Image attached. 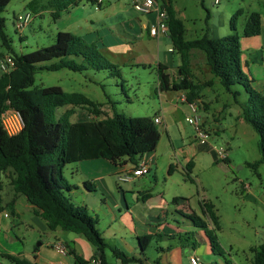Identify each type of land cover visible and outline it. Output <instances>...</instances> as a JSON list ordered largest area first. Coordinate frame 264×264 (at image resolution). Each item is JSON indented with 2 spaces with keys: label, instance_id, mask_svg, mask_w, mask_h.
<instances>
[{
  "label": "rangeland",
  "instance_id": "374dc122",
  "mask_svg": "<svg viewBox=\"0 0 264 264\" xmlns=\"http://www.w3.org/2000/svg\"><path fill=\"white\" fill-rule=\"evenodd\" d=\"M29 1L31 0H12L2 14L5 18L6 33L12 40L13 49L17 54H27L55 43L59 32V23H62L54 19L51 14L52 10L46 8L43 9L41 16L34 15L28 8ZM172 1L180 18L185 23L186 38L189 40L204 34L212 37L214 32L218 31L222 37L231 35L232 20L237 26L238 32L242 34L250 14L261 12L263 2V0H220L219 4H215V0ZM37 3L38 9L47 7L45 0H38ZM84 5L88 9H97V15H100L101 20L106 24L111 22L109 13H101L96 5L87 2V0H82V6ZM106 5L107 3L104 4L102 10L107 9ZM239 9H243V14L236 17L235 14ZM28 12L32 14V21L23 32H20L15 27V18ZM127 37L136 43L135 39ZM170 42L168 39V43ZM151 43L153 47L151 50L155 52V44ZM99 51L109 63L116 65L118 70L114 69L111 72L93 69L74 72L66 68L58 71L39 70L35 74L33 88L59 86L66 92L83 93L89 99L104 106L102 117L112 116L116 111L127 117H151L154 119L158 106L164 99L158 88L156 67L154 65L145 68L137 66L132 62L133 57L130 54L124 57H127L128 62H124L113 59L110 53ZM173 55L176 59L180 58L176 52ZM8 56L9 53L2 46L0 40V76L3 73L2 62ZM58 62L59 60L54 59L39 66ZM194 62L193 69L199 83L208 81L210 75L205 66V57L201 52H195ZM244 73L248 74V72ZM216 81L211 88L203 91V97L210 108L208 111H201V116L208 119V126L212 128L208 131L213 136L208 137L211 146L207 145L208 150H203L204 152L196 151L194 148L195 129L186 121L190 109L187 104L175 100L173 103H177V109L170 110L172 112L168 121L170 127L166 130L163 125H157L161 133V140L155 152L156 164L153 173L150 176L147 175L144 180L131 184L135 191L134 199L129 201V205L130 208L139 209L143 214L142 201L140 204L136 202L137 198H141L137 188H148L147 190L151 191L154 196L160 193L165 196L168 202L161 217L163 218L166 213L168 223L180 224L181 227L184 224L187 225V222L177 214L182 211L174 204L173 198L178 197L179 203L186 200L189 208L207 222L208 219L204 218L202 214L201 203L202 201L210 202L214 205V211L221 226V230L216 234L223 255L204 257V260L207 263L216 260L217 263L213 264H225L226 260L231 264H249L250 259H253L254 256L251 248L264 243V164H260L256 170L249 167L250 163L258 161L261 157L258 149L259 136L245 121L242 108L240 104L236 103L234 95L228 93L218 79ZM244 83L253 87L249 76ZM233 91L240 93L237 97L239 102L244 103L247 100L243 86L236 85L233 87ZM174 95L173 92L167 94L170 101L174 99ZM202 106L203 104H201ZM70 108L71 106H66L57 109V118ZM81 110L84 109H74L75 113L70 118L71 122L87 121L89 113L84 115L80 112ZM213 130H219V134L214 136ZM211 147L225 148L229 162L222 161L217 156L219 162L215 163V152ZM195 156H197L196 159ZM191 160L194 163L197 162L195 173L191 175L192 179L186 176V164ZM100 161L105 163V160ZM170 162L175 165L171 175L168 174ZM84 163L95 168L93 162ZM75 165L77 164L67 165L63 169V175L69 184L75 182L71 178V172L76 168ZM100 166H104V164ZM9 183L8 174L5 176L4 173H0V186L4 191L9 188ZM62 185L65 187V182L62 181ZM122 185L129 186L126 183ZM73 192L75 193L64 188V194L75 207H79V202L82 200L81 194H76V190ZM27 203L26 198L21 195L19 208L22 212L20 220L23 223L14 226L13 230L21 238V241L25 240V243L30 242L32 245H38L42 241V236L39 233L33 234L26 225L31 217L26 207ZM113 208L111 204V222H108L110 218L106 215L108 208L107 210L102 206L96 209L90 208L88 213L98 217L100 229L108 237L111 234V241L116 240L120 246H124L123 238L135 245V233L128 228L127 219L122 218L125 206L121 208L122 214L117 210L113 212ZM195 219L196 217L192 220ZM163 221L161 227L164 228L166 224ZM206 231L211 230L207 229ZM155 234L153 232V239L156 238ZM164 243L167 244V241H154L145 253L146 258L150 261L154 260L158 255L155 246ZM179 249L181 262L185 261V264H190L182 254L187 256L193 247L190 245ZM109 260L111 264H119L112 256L109 257Z\"/></svg>",
  "mask_w": 264,
  "mask_h": 264
},
{
  "label": "trees",
  "instance_id": "16d2710c",
  "mask_svg": "<svg viewBox=\"0 0 264 264\" xmlns=\"http://www.w3.org/2000/svg\"><path fill=\"white\" fill-rule=\"evenodd\" d=\"M12 0H0V40L2 46L14 59V66L9 72L0 76V173L9 171L13 190L23 195L34 207L37 217L45 220L51 231L60 229L72 232L86 238L94 247L98 258L103 264H108L106 251L121 264L135 262L144 263L105 240L98 228V219L90 215L86 207H75L64 194V188L71 190L63 175V169L70 164L93 159H106L118 164L124 159H130L134 164L137 157H143L156 150L161 140L160 130L151 117H127L116 111L112 116H103V105L89 99L80 92H66L59 86L33 88L35 74L39 70L58 71L69 69L74 72L118 70L109 63L97 49L82 38L60 31L56 41L48 47L37 49L27 54H17L12 46V40L6 33L5 18L2 16ZM38 0H32L28 7L34 11ZM47 8L52 10V16L57 19L60 14L77 5L81 0H45ZM94 3L95 0H89ZM167 11L169 37L173 48L179 55L181 64L178 68L179 79L175 81L167 73V68H158L159 90L161 92H185L188 102L202 99L203 91L211 88L215 80H219L224 89L234 95L236 103L240 104L245 121L251 125L259 136L258 149L260 159L250 163L249 167L257 169L264 164V91L254 89L245 84L248 76L241 64V38L259 36L264 18V0L261 12H252L244 27L243 33L231 21V35L222 38H212L204 34L196 39L186 38V26L178 17L172 0H156ZM243 14L239 9L235 16ZM201 52L205 57L211 79L195 82L191 71L194 52ZM4 57V56H3ZM54 59L58 63L41 65ZM113 76H115L112 73ZM250 82V81H249ZM241 85L245 88L247 100L238 101L240 93L233 87ZM71 106L57 118L59 108ZM18 111L24 120L23 130L14 136H9L3 129L1 114L7 109ZM75 108H81L89 113L88 121L71 122ZM112 108L114 109L113 105ZM229 162V161H227ZM193 163L187 165L191 172ZM174 166L170 165L168 172L172 174ZM62 181L66 186L63 187ZM88 190V183L84 184ZM201 209L214 224V230L206 231L215 255H223L217 231H220L219 218L214 211V205L202 201ZM193 219V218H191ZM197 228L207 229V224L201 219L192 220ZM165 237V235H163ZM184 246L196 249L198 241L193 232L177 236ZM174 238V237H169ZM153 236L139 237L141 252L147 250ZM253 259L250 264H264V243L252 247ZM14 264H32L24 258L4 254ZM76 257L75 264H86ZM154 264H161L156 260ZM226 264H231L226 261Z\"/></svg>",
  "mask_w": 264,
  "mask_h": 264
},
{
  "label": "crops",
  "instance_id": "0c3cea01",
  "mask_svg": "<svg viewBox=\"0 0 264 264\" xmlns=\"http://www.w3.org/2000/svg\"><path fill=\"white\" fill-rule=\"evenodd\" d=\"M87 2L96 5L101 13H109V16H111V22L106 24L101 20L100 15H97V9H88L86 5L82 6L81 0L77 5L69 8L67 11L58 16L57 20L62 22L59 23V32H70L82 38L87 43L96 45L98 50L110 53L111 57H113V59H118V61L121 60L128 62L126 59L127 57H124L130 54L133 57L132 62L137 66H143L145 68L147 66L154 65L157 69V76L158 68L162 65L167 68L166 72L171 75L172 79L175 81L179 79L180 75L178 68L181 64V60H179L180 58L176 59L173 55L176 51L173 48L169 35H162L158 38H154L149 34V30L152 25L157 22L156 12L148 15L141 14L131 6L130 0H95L94 3L87 0ZM105 3H107V9L102 10ZM44 8L51 10L45 6L42 9H38V6H36L34 11L30 8L29 9L34 15L41 16ZM176 12L178 17H180L177 10ZM261 26L262 30L259 36L241 38V64L243 71L248 72L249 75H247L250 77L254 89L264 91V18L262 19ZM127 36L135 39L136 43L130 40ZM109 37H111V40H109ZM221 37L222 35L219 31L214 32V36H212V38ZM168 39L171 41L170 43H168ZM151 42H154L155 44V52H152L151 50L153 49ZM194 57L195 52L193 53L191 71L194 81L199 82V79L195 75L193 69V65L195 63ZM205 66L207 67L206 64ZM206 69L211 79L208 67ZM216 82L217 81L215 80L214 83ZM169 92L160 91L161 96H163L164 99L161 100L160 106H158V110L154 116V119L157 116L160 117L161 123L157 125H163L166 130L170 127V124L168 123L170 113H172L170 110L177 109V103L175 104L173 102H175V100L176 102L179 101L178 95L180 94V92H173L175 93V97L172 101H170L167 96ZM197 102L203 104L201 111L209 110L210 107L207 105L203 96L202 99ZM103 109L104 108H102V110ZM80 112L84 115L88 114L86 110H81ZM89 119L90 116L87 118V121ZM80 121L81 120H77V122ZM201 122L207 131L212 129L208 126V119H206V117L201 116ZM213 134L214 136L218 135L219 130H213ZM195 136L194 148L196 151L204 152L203 150H208L207 145L211 146V143L208 141L209 144H202L196 140ZM210 137L213 136L210 134ZM211 148L213 152H215L214 161L217 163L219 160L217 158L216 147ZM155 152L156 150L152 153L144 155L143 157H137L134 159V161L137 162L136 164H134L130 159H124L118 164H113L110 161L101 158L70 164H77L75 165L76 168L74 170L72 169L73 172H71V178L75 182L70 184V186L75 188L70 191L75 193L73 191L76 190V194H81L80 196L82 197V200L79 202V207H86L87 211L90 208L96 209L101 206L106 210L108 208L106 211V215L110 218V221L108 222H111V204L114 207L112 211L115 212V210H117V212L121 214V208L122 206H125V213L122 218L127 219L126 224L128 225V228L135 233V245L123 238L122 242L124 243V246H120L119 242L116 240L114 242L111 241V234L110 237H108L106 234L104 235V232L100 229L99 220L98 228L107 242L116 246L128 256L144 261V263L135 262L131 264H154L156 261L155 259L159 260L161 264H185V261L181 262V252L179 249L184 246L180 243L177 236L190 232L195 233L199 244L196 249L189 252L187 256L184 254H182V256L189 263L192 256L198 257L204 264L217 263L215 259V261L211 263H207L204 260V257L216 256L212 251L211 242L206 233L207 229L214 230V224L212 220L203 212L202 214L204 218L208 219V222L197 215L194 210H191L186 200L179 203L178 197L173 198L174 204L180 207L182 211L177 212V214L182 216L187 222V225L184 224L181 227L180 224L168 223L166 213L163 218L161 217L168 206V202L164 195L158 193L154 196L151 191L147 190L148 188H137L141 198H137L136 202L137 204H140V201H142V209L144 210V213L142 214V212H140L137 208H130L129 201H133V193L135 191L131 184L135 181L144 180L147 175L138 177L132 182H120L117 177L124 169L137 166L141 161H145L150 165V176L153 173V168L156 164ZM196 157L197 156H195V159ZM100 160H105V163H102ZM227 161H229V158L225 162ZM84 162H93V164H95V168L86 165ZM189 162H192L193 166L191 172L188 173L187 165ZM189 162L186 164V176L187 178L192 179L191 175L195 173L197 162L195 161L194 163L192 160ZM101 164H104V166H100ZM170 165L175 167L172 162H170ZM2 173H4L5 176L8 174V179L11 181L9 171ZM85 183H88L90 187L88 190L84 186ZM123 183H126L129 186H124L122 185ZM20 199L21 194H18L13 190L11 182L9 183V188L6 191H4L2 186H0V264H14L11 260L3 256L4 254L24 258L32 264H75L77 256L86 261V264H91L92 260L98 257L95 252V247L83 236L72 232L69 233L62 231L60 229L55 231L49 230L46 222L42 218L35 215L34 207L30 203H27L26 205L29 213L31 214L29 223L26 225L33 234L39 233L40 236H42V241L38 245H32L30 242L25 243V240L21 241V238L17 236L13 230L14 226L23 223L22 220H20V216L22 214L21 209L19 208ZM187 208L188 210H186ZM5 214H8L9 216L6 217ZM95 217L98 218L97 216ZM194 217L204 221L207 224V229L204 230L203 228H197L191 219ZM164 218L165 220L163 221ZM162 221L166 224V227L164 228L161 227ZM109 228H111V226H109ZM153 232L156 233V240L153 239L151 244L154 241H167V244L164 243L160 246L156 245L155 249L158 255L155 256L154 260L150 261L146 258L145 253L150 248L151 244L146 251L141 252L139 237L148 235L152 236ZM163 235H165V237ZM57 242H62L66 246V255L61 254L54 248V244ZM111 256L113 257L111 252L106 251L105 258L108 264H111V261L109 260V257ZM117 261L121 264L119 260ZM251 261L252 259H250L249 264Z\"/></svg>",
  "mask_w": 264,
  "mask_h": 264
},
{
  "label": "built area",
  "instance_id": "2783aa9c",
  "mask_svg": "<svg viewBox=\"0 0 264 264\" xmlns=\"http://www.w3.org/2000/svg\"><path fill=\"white\" fill-rule=\"evenodd\" d=\"M215 4H219L220 0H215ZM131 6L141 14H151L156 12L157 22L152 25L149 30L150 36L158 38L162 35L169 34V25H168V14L167 11L162 8V6L156 0H130ZM32 21V14L26 13L25 15H20L15 18V27L18 31L23 32V30L30 24ZM14 66V59L10 56L6 57L1 65V69L4 72H9ZM178 100L182 103H186L190 109V114L186 117V121L192 125L195 129L196 140L202 144L208 143V137L210 136L209 132L203 127L201 122V104L197 101L188 102L186 93L181 91L178 95ZM156 124L161 123L160 117H155L154 119ZM1 122L3 129L9 136H14L19 134L24 128V120L22 115L13 108H7L1 114ZM209 144V143H208ZM217 156L220 160L226 161L228 159V154L225 148H216ZM150 165L141 161L137 166L124 169L119 175L118 180L120 182H132L138 177H143L150 174ZM8 217V214H5ZM54 248L59 251L61 254H67V248L62 242H57L54 244ZM191 264H204L201 260L192 256L190 258ZM91 264H103L100 258H95L92 260Z\"/></svg>",
  "mask_w": 264,
  "mask_h": 264
}]
</instances>
